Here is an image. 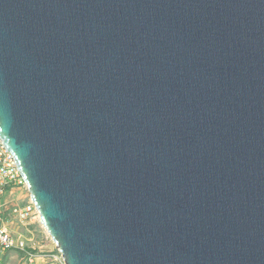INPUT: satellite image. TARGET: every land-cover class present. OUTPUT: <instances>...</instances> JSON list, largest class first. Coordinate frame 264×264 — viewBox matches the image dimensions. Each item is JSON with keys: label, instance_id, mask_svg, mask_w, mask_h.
Wrapping results in <instances>:
<instances>
[{"label": "water", "instance_id": "95a60500", "mask_svg": "<svg viewBox=\"0 0 264 264\" xmlns=\"http://www.w3.org/2000/svg\"><path fill=\"white\" fill-rule=\"evenodd\" d=\"M0 142L63 264H264V0H0Z\"/></svg>", "mask_w": 264, "mask_h": 264}, {"label": "rangeland", "instance_id": "374dc122", "mask_svg": "<svg viewBox=\"0 0 264 264\" xmlns=\"http://www.w3.org/2000/svg\"><path fill=\"white\" fill-rule=\"evenodd\" d=\"M29 201V193L24 186H18L10 192L0 194V212L7 221V227L14 237H22L27 241L29 251L46 255L37 257V264H63L60 253L39 224L37 214L24 224L16 218L15 209ZM0 264H27L26 255L17 250L0 251Z\"/></svg>", "mask_w": 264, "mask_h": 264}, {"label": "built area", "instance_id": "2783aa9c", "mask_svg": "<svg viewBox=\"0 0 264 264\" xmlns=\"http://www.w3.org/2000/svg\"><path fill=\"white\" fill-rule=\"evenodd\" d=\"M18 186L25 187L12 154L8 152L0 142V194L10 192ZM34 214L38 215L31 201L22 207L15 209L16 218H18V220L23 224L32 219ZM29 248L30 247L28 246L27 241L22 237H14L12 232L7 227L5 217L0 212V251H22L26 255L27 264H37V257L46 256L44 254L34 253L31 250L29 251Z\"/></svg>", "mask_w": 264, "mask_h": 264}]
</instances>
